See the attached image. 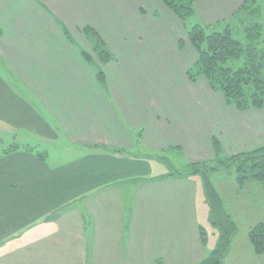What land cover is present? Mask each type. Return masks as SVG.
Masks as SVG:
<instances>
[{"label":"crops","instance_id":"0c3cea01","mask_svg":"<svg viewBox=\"0 0 264 264\" xmlns=\"http://www.w3.org/2000/svg\"><path fill=\"white\" fill-rule=\"evenodd\" d=\"M152 1L146 4H150L153 13L168 11L160 0ZM238 1L247 0H195L192 16L203 3L210 7L208 15L219 24L236 13L241 5ZM145 8L144 0H115L113 5L112 0H0V58L7 62L0 67V134L15 143L19 138L29 139L27 143L22 139L23 145L17 144L19 149L29 146L28 149L39 150L44 144L48 147L47 143H60L61 151L65 152L80 147L101 150L107 154L104 157L114 178L125 179L122 185L139 186L141 202L144 189H150L151 195L147 197L154 201L153 221L165 222L170 230L169 225H174L180 218L177 215L184 212L194 221L197 230L202 227L196 208L198 186L203 187L201 177L190 176L182 181L164 177V169L156 158H161V153H167L168 158L169 153L174 157L183 154L188 170L189 166L205 163L207 159L208 163L215 162L263 147L264 105L238 109L227 103L203 77L196 83L189 80L187 72L198 57L177 53L176 47H180L179 42L183 43L190 29L186 21L179 19L183 27L170 13L164 15L174 23L171 40L162 34L156 40L169 53H137L122 60L113 59L104 38L107 28L100 26L101 32L95 29L94 18L88 15L103 12L126 15L128 19L135 13L138 22L146 13ZM221 12L228 16L218 19ZM205 25L211 29L216 24ZM89 30L98 36L87 33ZM73 32L79 36L76 38ZM92 49L95 54H108L107 58L96 61L91 55ZM83 53L92 57L88 59ZM130 61L135 62L138 69H134ZM119 62H129L133 73L131 70V74L122 73V65L120 68L114 64ZM12 71L21 80L11 75ZM132 78L139 81V87ZM202 129L207 136L202 134ZM177 135L185 139L175 140ZM183 147L188 152L182 153ZM118 150L121 152H113ZM22 152L19 150L5 158L0 165L8 168L13 165L17 169L16 178L29 180L32 169L41 171L46 166ZM57 152L63 158V153ZM168 163L172 165L169 159ZM24 168L22 172L20 169ZM142 177L152 179L144 185ZM200 194L202 198V192ZM96 199H86L79 206L98 204ZM66 200L30 198L20 201L19 205L27 202L34 206L26 210L0 209V221H15L17 218L10 216L16 212L45 218L53 211L48 205L61 206ZM102 202L110 206L109 199ZM182 205L186 210L181 209ZM43 222L45 224V220ZM120 224L114 238L122 242L128 228L127 222L122 220ZM36 232L33 230L32 234ZM4 233L0 226V234ZM167 237L168 234L161 236L162 239ZM193 240L199 243V235L193 236ZM166 245L169 249L178 246L174 242Z\"/></svg>","mask_w":264,"mask_h":264},{"label":"rangeland","instance_id":"374dc122","mask_svg":"<svg viewBox=\"0 0 264 264\" xmlns=\"http://www.w3.org/2000/svg\"><path fill=\"white\" fill-rule=\"evenodd\" d=\"M114 1L112 0V5ZM144 1L146 13L140 16L138 22L135 13H131L133 17L128 19H125L126 15H108L103 12L102 14L88 15L89 18H94L92 24L95 29L100 31L102 25L107 28L104 38L113 59L122 60L123 57L134 56L137 53L152 54L159 51L169 53L166 48L156 42L159 34L164 35L168 41L171 40L174 23L171 18L165 16L169 13L184 27L183 21L180 19L181 22L170 9L165 12L162 10L153 13L150 8L153 1ZM146 2L150 4L147 5ZM239 4H241L240 7L232 17L221 12L218 19L224 16L230 18L218 24L215 20L213 21L214 17L208 15L210 7L201 3L198 9L196 8L197 14L195 16L192 14L186 18V26L191 29L196 23L201 22L200 25L204 26L206 23L212 22L216 25L206 31L211 34L214 32L221 33L229 25L228 28L231 29L233 38L240 42L243 49L254 46L257 51L259 50L258 56H264V0H247L246 2H239ZM239 11L240 15L235 18ZM86 32L98 36L95 31ZM73 33L76 38L79 36L75 32ZM141 38L143 41H140ZM179 46L176 47L177 53L186 56L194 54L198 57V52L188 36L183 43L182 41L179 42ZM96 47L100 51V47ZM94 52L93 50L91 55L96 61H100L101 57L107 58L108 54L100 55ZM91 55L86 54L88 59L92 57ZM243 58L233 62L236 64L235 69L243 65ZM130 63L134 69H138L135 62L130 61ZM231 63L229 64L231 65ZM114 64L120 68L122 65V73L131 74V69L128 67L129 62ZM5 65H7L6 60L3 61L0 58V67ZM131 71L133 73V70ZM10 74L17 80H21L14 71ZM187 78L191 80L189 71ZM198 80L191 81L196 83ZM130 81L133 84L132 80ZM133 81L135 86L139 87V81L137 79H133ZM199 85L201 86V84ZM211 88L223 95L219 89ZM202 134L207 136L203 129ZM22 139H24L23 143H27L29 140L25 137L19 138L15 143L8 136L0 134V161L14 156L20 150V152L23 151L22 153L32 156L46 168L44 167L41 171L32 169L34 176L32 175L29 180H26L16 178L17 169L13 165L9 168L0 165V209L7 210L10 207L13 210H26L32 208L34 205L27 202H21L19 205L20 201H26L30 198L67 200L61 206L50 207L48 205L47 208L53 209L54 212H49L45 218L38 219L39 216L30 217L27 214L12 211L14 214L10 218H17L15 221L3 223L0 221L1 230L5 232V235L0 234V264H201L208 260L216 249L220 232L209 221L211 217L210 208L205 202L206 193L203 187L199 189L198 186L199 193L196 204L197 219L202 227L196 230L194 221L183 212L177 215L180 218L173 223L174 225H169L171 227L169 230L165 222L152 220V210L155 206L153 199L147 197V195H151L150 189H144L145 193L141 202L139 186L122 185L124 184L122 182H126L125 179H116L114 175L110 174V164L108 159L104 157L107 154L103 151L80 147L68 149L65 152L61 151L63 145L60 143H47L48 147L42 143L44 145L39 147V150L28 149L29 146H23L21 150L17 144L23 145ZM184 139V136L177 135L175 140ZM28 144L33 146L34 143ZM262 148L264 146L243 154L233 155L234 158L237 156L238 162L235 163L234 159L233 164H225L228 165V170L219 169L221 156H219L220 160L208 163L207 159L204 163L215 167L216 170L200 167V165L192 170L189 166V169L186 170L183 154L174 157L172 153L168 152L170 157L168 158L167 153H161V158H156L164 169V177L172 176L182 181L183 178L190 177L193 175V171L198 169L208 173L209 180L222 201L223 209L231 217L236 227V232L221 264H264V252L262 254L256 253L254 243L250 238L252 229L259 225L264 226V180L241 184L237 179L236 171V167L240 165V169L243 166V170H246L244 172L252 168L256 163L251 154L253 151ZM50 149L59 150L60 153H63V158L61 155L58 156L57 150L52 151ZM113 152L119 153L121 151ZM181 152L186 153L188 149L183 147ZM239 155L248 157V162L239 163L241 161L238 159ZM57 157L59 158L56 159ZM167 158L172 162V165L168 163ZM206 158H208V154ZM20 170L24 172L25 168ZM151 179V177L143 178L144 185H148L146 181ZM8 183L14 186L9 188ZM15 183L18 186H15ZM175 191L178 192V190ZM89 198H97L96 201L99 203L91 206H79ZM105 199H109L110 206H106L102 202ZM186 208L185 205L181 206L183 210ZM177 213H180V210L177 209ZM137 216L141 219H138ZM117 218L119 222H116ZM122 220L127 222L126 228L128 230L124 231V235L125 233L126 235L120 242V238H114V236L121 228L120 222ZM4 225L6 227H3ZM83 225H86L85 228ZM33 230L37 232L32 234ZM156 231L159 232L158 235L155 234ZM162 234L164 237L168 234L167 239H162ZM197 235H199V243L193 240V236L197 238ZM159 236L160 243L158 245ZM168 242H174L178 246L169 249L166 245ZM257 243L264 247V238H258Z\"/></svg>","mask_w":264,"mask_h":264},{"label":"trees","instance_id":"16d2710c","mask_svg":"<svg viewBox=\"0 0 264 264\" xmlns=\"http://www.w3.org/2000/svg\"><path fill=\"white\" fill-rule=\"evenodd\" d=\"M162 1L183 22L194 13L195 0ZM238 15H240V11L235 15V18ZM228 27L229 25L221 33L208 34L206 31L210 27L205 28L197 24L188 31V38L198 52L197 62L189 70L190 79L196 81L200 77L205 78L211 87L219 89L227 103L233 104L238 109L262 107L264 105V56L259 57L257 54L259 50L257 51L254 46L243 49L240 42L233 38L231 29L229 30ZM103 54L106 53L103 52ZM83 55L87 58L86 53H83ZM241 57H244L243 65L235 69L236 64H233V62ZM230 62H232L231 65ZM99 76H102V74ZM255 152L258 153L255 154ZM251 155L252 159H255V163L259 165L255 164L247 172H244L246 170H243V166L240 169L241 165L236 167L237 179L241 184L264 180V148L253 151ZM247 158L239 155L238 159L241 160L239 163L248 162ZM234 159L237 163V156L235 158L233 156L224 158L223 161L221 159L218 165L219 169L228 170V165L225 164H233ZM199 165L200 167L216 170L215 167L204 163L191 165L190 170ZM192 174L190 176L199 174L202 176L199 175L206 193L205 202L208 203L210 208L211 217L209 221L220 232L216 249L211 257L201 264H221L236 232V227L231 217L223 209L222 201L212 186L208 173L198 169L193 171ZM260 237L264 238L263 225L255 227L250 233L251 241L254 243L255 251L258 254L264 252V247L257 243Z\"/></svg>","mask_w":264,"mask_h":264}]
</instances>
